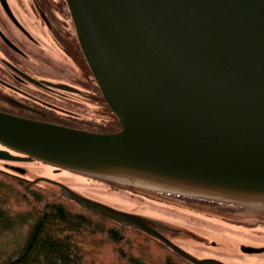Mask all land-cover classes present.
Here are the masks:
<instances>
[{
    "label": "water",
    "instance_id": "95a60500",
    "mask_svg": "<svg viewBox=\"0 0 264 264\" xmlns=\"http://www.w3.org/2000/svg\"><path fill=\"white\" fill-rule=\"evenodd\" d=\"M64 1L120 129L96 133L0 112V174L139 231L190 264H226L178 243L193 234L188 226L29 177L20 164L221 204L264 224V0ZM237 251L260 254L264 246Z\"/></svg>",
    "mask_w": 264,
    "mask_h": 264
},
{
    "label": "flooded vegetation",
    "instance_id": "af4514ba",
    "mask_svg": "<svg viewBox=\"0 0 264 264\" xmlns=\"http://www.w3.org/2000/svg\"><path fill=\"white\" fill-rule=\"evenodd\" d=\"M0 112L98 133L119 129L64 0H0Z\"/></svg>",
    "mask_w": 264,
    "mask_h": 264
},
{
    "label": "trees",
    "instance_id": "16d2710c",
    "mask_svg": "<svg viewBox=\"0 0 264 264\" xmlns=\"http://www.w3.org/2000/svg\"><path fill=\"white\" fill-rule=\"evenodd\" d=\"M93 237L99 240L86 241ZM135 243L142 254L127 253ZM107 255L109 264H189L142 233L87 213L41 185L0 175V264H104L95 259Z\"/></svg>",
    "mask_w": 264,
    "mask_h": 264
},
{
    "label": "rangeland",
    "instance_id": "374dc122",
    "mask_svg": "<svg viewBox=\"0 0 264 264\" xmlns=\"http://www.w3.org/2000/svg\"><path fill=\"white\" fill-rule=\"evenodd\" d=\"M20 165L26 170L29 177H49L70 186L90 198L118 209L166 219L188 226L193 231V234H184L177 242L189 247V249L193 250L191 252L198 256H215L226 264H264V253L245 254L237 251L238 245L241 244L252 247L264 246L263 225L249 229L244 228L254 225V221L248 220L252 218V215L247 211L235 208L225 209L209 203H198L171 196H153L149 198L148 195L131 194L127 191L110 188L105 184L68 172H53L51 167L41 163L22 162ZM45 190L49 191L46 188ZM159 199L166 202L163 203ZM215 214L218 216H215ZM226 219L230 220V223L235 221L244 227H236L234 224L225 226V221H228ZM18 230V224H16L15 231ZM96 240H99V237L86 239L89 242ZM212 240L217 242L218 248L221 250L216 251L215 248H212V245L214 246ZM105 244H103V251L107 250ZM133 248L135 251L127 249V253L135 255L136 251L137 255L143 253L138 244L135 243ZM108 258L109 256L107 255L102 257V260H95H105L104 264H109ZM89 259L91 258L89 257L86 260ZM91 260H94V258Z\"/></svg>",
    "mask_w": 264,
    "mask_h": 264
}]
</instances>
